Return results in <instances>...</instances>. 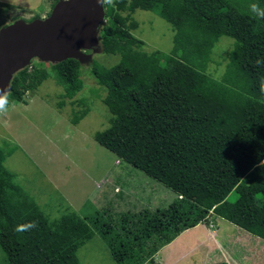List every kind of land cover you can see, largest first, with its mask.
Instances as JSON below:
<instances>
[{
	"label": "trees",
	"instance_id": "16d2710c",
	"mask_svg": "<svg viewBox=\"0 0 264 264\" xmlns=\"http://www.w3.org/2000/svg\"><path fill=\"white\" fill-rule=\"evenodd\" d=\"M251 4L264 8V0L105 1L103 54L120 61L105 66L94 58L89 69L112 115L111 126L94 139L177 198L155 210L99 213L92 220L72 212L50 220L14 182L0 148V247L7 264H81L77 251L94 237L93 227L117 264H146L183 232L209 224L211 214L264 240V63H256L264 62V19L251 12ZM136 10L172 25L169 54L148 52L132 34L139 27ZM223 36L235 45L222 57L227 63L217 78L209 68ZM50 69L65 98L83 89L78 61H34L14 76L11 105L26 104V92H36ZM81 102L86 109L74 115L73 125L89 113ZM232 193L234 202L228 200ZM32 222L35 228L16 231Z\"/></svg>",
	"mask_w": 264,
	"mask_h": 264
},
{
	"label": "rangeland",
	"instance_id": "374dc122",
	"mask_svg": "<svg viewBox=\"0 0 264 264\" xmlns=\"http://www.w3.org/2000/svg\"><path fill=\"white\" fill-rule=\"evenodd\" d=\"M54 1L0 0V29L19 19L30 22L48 17ZM132 17L139 25L132 34L146 43L148 52L172 51L175 30L171 24L151 11L136 10ZM234 45L235 40L227 36L214 45L216 62L209 72L215 77L223 74L227 62L222 57H228ZM94 58L105 66L120 61L118 55L103 52ZM90 68L82 67L83 89L74 98L64 97L66 89L57 83V75L50 69V77L36 92H26V104H13L0 117V148L7 152L5 168L50 220L72 212L92 220L99 213L119 216L167 207L177 198L172 190L95 141L96 133L111 126L112 115L103 103L105 92L96 84ZM83 99L89 113L73 125L74 115L86 109ZM236 199V193L228 197L230 202ZM204 225L214 244L211 252L202 243L206 232L200 227L181 235L176 244L159 249L154 261L146 264H264V240L213 214L209 224ZM93 228L94 237L77 251L80 263L117 264L98 227ZM0 264H7L1 247Z\"/></svg>",
	"mask_w": 264,
	"mask_h": 264
},
{
	"label": "water",
	"instance_id": "95a60500",
	"mask_svg": "<svg viewBox=\"0 0 264 264\" xmlns=\"http://www.w3.org/2000/svg\"><path fill=\"white\" fill-rule=\"evenodd\" d=\"M106 0H58L50 15L19 19L0 29V89L11 91L14 76L34 61L57 65L74 59L90 66L103 52Z\"/></svg>",
	"mask_w": 264,
	"mask_h": 264
},
{
	"label": "clouds",
	"instance_id": "9594fccd",
	"mask_svg": "<svg viewBox=\"0 0 264 264\" xmlns=\"http://www.w3.org/2000/svg\"><path fill=\"white\" fill-rule=\"evenodd\" d=\"M107 3H111V0H106ZM250 10L252 13H254L257 17L264 19V8H261L257 4H251ZM256 63L259 65L261 63H264L260 60H257ZM261 91L264 92V84L261 86ZM10 92L7 89H0V117H3L7 114L9 107L11 105V101L9 99ZM37 225L32 222L26 225H20L17 227L16 231L22 232V231H28L33 228H35Z\"/></svg>",
	"mask_w": 264,
	"mask_h": 264
},
{
	"label": "crops",
	"instance_id": "0c3cea01",
	"mask_svg": "<svg viewBox=\"0 0 264 264\" xmlns=\"http://www.w3.org/2000/svg\"><path fill=\"white\" fill-rule=\"evenodd\" d=\"M200 227H202V228L205 230V232H206V237L204 238V239H206V240H205V241H202V243H206V244H207L206 247L208 248V246H209V248L207 249L208 252H211L212 249L214 248V247H213L214 244L211 243V241H210V239H209V237H210V233L208 232V228H206L204 224H200V225H198L197 227H195V229L193 228V229L187 230V231L183 232L181 235H183V234H188V233H190L191 231H195V230H197V229L200 228ZM211 227H214V226L211 225ZM181 235H180V236H181ZM180 236H178V237L173 241V242H175L174 244H176V241H177L178 239H181ZM173 242H172V243H173ZM170 246H171V245H168V246L164 247V249H166V248H168V247H170ZM217 248L220 249V247H217ZM164 249H163V250H164Z\"/></svg>",
	"mask_w": 264,
	"mask_h": 264
},
{
	"label": "flooded vegetation",
	"instance_id": "af4514ba",
	"mask_svg": "<svg viewBox=\"0 0 264 264\" xmlns=\"http://www.w3.org/2000/svg\"><path fill=\"white\" fill-rule=\"evenodd\" d=\"M53 7V6H52Z\"/></svg>",
	"mask_w": 264,
	"mask_h": 264
}]
</instances>
